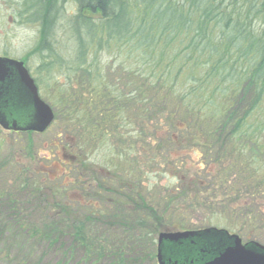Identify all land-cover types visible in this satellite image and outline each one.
I'll return each mask as SVG.
<instances>
[{"label": "trees", "instance_id": "1", "mask_svg": "<svg viewBox=\"0 0 264 264\" xmlns=\"http://www.w3.org/2000/svg\"><path fill=\"white\" fill-rule=\"evenodd\" d=\"M47 1L37 0L44 19ZM77 1L83 32L68 78L78 93L60 102L74 107L66 120L78 139L60 141L69 161L45 171L49 183L1 161L0 264H157V233L199 207L206 226L226 221L263 239L264 0ZM99 54L118 60L119 78L108 79ZM206 122L205 132L193 127ZM103 137L126 177L93 165ZM16 242L31 255H14Z\"/></svg>", "mask_w": 264, "mask_h": 264}, {"label": "rangeland", "instance_id": "2", "mask_svg": "<svg viewBox=\"0 0 264 264\" xmlns=\"http://www.w3.org/2000/svg\"><path fill=\"white\" fill-rule=\"evenodd\" d=\"M47 5L46 9L51 12L53 11L55 15H58L55 16L53 21H51V24L47 23L46 19L44 22L45 13L40 12V15L37 14V0H32V73L34 77H36L40 82V91L42 97L46 99L54 108L57 115L56 119L49 126V128L42 133H17L0 130V165L1 161L4 158L16 159L19 162V168L21 170L25 168L30 170L26 174L27 177L30 176L31 178L32 176L33 178L35 173L41 172L40 174L44 177L45 180L48 177L45 174V171H50L49 173L51 175H56L58 171L61 174L63 172L62 170L66 168V164L64 165L61 162L64 161L67 163L69 161L68 157H66L65 155H61L62 147L60 145V141H63L62 143L64 146V144H66L67 142L75 143L77 141L76 138L78 139V124L74 121H71L72 123L67 122V105L60 102V98L61 96L69 95L70 93L77 91L78 89V84H76L74 80L68 78V74H72L74 72L72 63H75L79 59V48L76 39V32L78 33L79 29L80 33L83 32V26L78 25L77 18L79 14L80 4L77 0H62L58 4L55 3V5L53 0H48ZM4 8L5 5H2L0 3V17L3 15H9L7 9ZM39 8L41 9V6H39ZM2 11L5 14H1ZM93 17L96 18L97 14H93ZM48 24L50 25V32L46 30V26ZM29 31H31V28L28 29L20 27L16 30V41L18 47H24L29 43ZM99 61L104 70L108 69V72H110L112 69L113 74L108 75L109 80L119 78L120 74L115 71L118 68L119 62L116 58H114L113 55L99 54ZM122 80L124 81V79ZM54 87H56L57 89ZM120 88L124 89V87ZM132 90V81H129L128 85H126L125 87V92L130 95L132 93ZM77 103L78 102H75L74 106H76ZM70 104H68L67 107L68 111H71L72 109L74 110V107H72ZM123 104H127L125 109L122 108L123 111H125V113H127V111L129 112L132 108L131 104L127 101H124L122 103V106ZM214 117L216 119H213L216 122L217 116ZM74 120L76 121V118ZM193 127L195 129L199 128L201 132H205L207 131L206 128H210V124L209 122L200 123L197 125H193ZM185 141L187 151L184 152V154H187L193 149L194 143L189 142L187 139H185ZM115 145L116 144L111 139H105L104 137L100 139L98 138L97 145L95 147H91V152L89 155L91 157V161H93V165L102 170L101 172H106V174L109 175H112L113 171L115 173H119L118 168H116L119 161L112 155L113 150H115ZM64 149L66 150L65 147ZM193 151L196 153V148ZM192 156L194 157L196 155L192 154ZM121 163L123 164L124 168L129 170L126 173L122 171L119 173L122 176L121 178H124L126 177L125 175L130 172V169L126 166V162L121 161ZM109 166L110 168H112V171H107L106 168ZM0 173L2 172L0 171ZM60 174L56 177H51L53 178L52 181L59 184L61 182V178L59 177ZM1 177L2 176L0 175V178ZM164 180L162 181L163 183ZM46 182L49 183L47 180ZM211 182L213 183L212 179ZM118 183L119 181H116V184ZM199 208L200 210L198 212H188L185 214V216L179 217L178 219L174 220V222L172 221L173 224L171 222H166L167 226L173 225V227L164 229L161 228V231L203 228L204 226H206L205 219L208 218H206L204 215L203 211H205V209L201 207ZM208 216L210 217V215ZM184 224H186V226L190 228L182 227V225ZM225 224L226 221H223V223H219L216 225H209L227 228ZM227 229L232 231L230 228ZM234 232L238 233V231ZM261 234H263L264 236V231L261 232ZM157 236L158 233L156 235V238ZM244 239L248 240L247 238ZM255 240L264 244V238L261 240ZM23 245L21 242H16L12 249L14 255L19 254L22 257L31 255L32 252L30 251V246ZM41 254H45L47 258L49 257V254H47L46 252L42 253L40 250L38 256H40ZM37 262L38 261H35L33 262V264H38ZM40 264L45 263L42 262Z\"/></svg>", "mask_w": 264, "mask_h": 264}, {"label": "water", "instance_id": "3", "mask_svg": "<svg viewBox=\"0 0 264 264\" xmlns=\"http://www.w3.org/2000/svg\"><path fill=\"white\" fill-rule=\"evenodd\" d=\"M12 63L17 64L19 70V93L15 97L0 98V124L6 129L44 132L53 122L55 113L40 96L38 86L23 63L0 58V73L3 71L0 80L9 75L7 67ZM10 87L0 86V94H7ZM16 107L20 110L14 115ZM167 243L174 244L176 250L171 256L166 251ZM190 245H196L197 252L191 256L180 255L185 247L191 248ZM157 259L159 264H264V245L257 241L244 243L238 234L215 227L162 231L158 235Z\"/></svg>", "mask_w": 264, "mask_h": 264}, {"label": "flooded vegetation", "instance_id": "4", "mask_svg": "<svg viewBox=\"0 0 264 264\" xmlns=\"http://www.w3.org/2000/svg\"><path fill=\"white\" fill-rule=\"evenodd\" d=\"M60 1L62 0H53L54 5L55 3L58 4ZM0 3L2 5H5L4 9H7L9 14L0 17V58L23 62L24 66L32 76V0H0ZM1 14L5 13L2 11ZM55 16L58 15H55L53 11H49L46 19L47 23L51 24V21L54 20ZM49 24L46 26L47 31L50 30ZM20 27L28 29L31 28V31H29L30 41L24 47L17 46L18 44L16 41V30ZM7 72L9 73V75H5V79L0 80V86L7 84L10 87L9 84H11V90L7 89V94H0V98L4 99L15 97L17 93H19L17 90V85L20 83V81L17 64H8ZM0 74L3 75V71H1ZM18 110H20V107H16V109H13L14 115ZM0 130L5 131L1 126ZM8 131L17 133L20 132L12 130Z\"/></svg>", "mask_w": 264, "mask_h": 264}, {"label": "bare ground", "instance_id": "5", "mask_svg": "<svg viewBox=\"0 0 264 264\" xmlns=\"http://www.w3.org/2000/svg\"><path fill=\"white\" fill-rule=\"evenodd\" d=\"M188 242V241H187ZM189 243H191V241L189 240ZM192 244V243H191ZM168 246V245H166ZM191 246V245H190ZM169 247V246H168ZM197 248H196V245H192L191 248H188V247H185V249H183L182 253L180 255H188V256H191L193 255L194 253L197 252ZM180 260V259H179Z\"/></svg>", "mask_w": 264, "mask_h": 264}]
</instances>
